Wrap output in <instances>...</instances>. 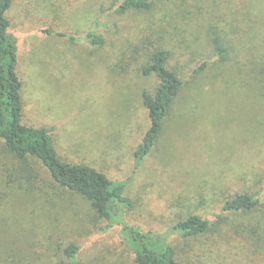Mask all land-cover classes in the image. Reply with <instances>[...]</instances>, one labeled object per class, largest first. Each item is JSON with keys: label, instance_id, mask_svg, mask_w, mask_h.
I'll return each instance as SVG.
<instances>
[{"label": "rangeland", "instance_id": "1", "mask_svg": "<svg viewBox=\"0 0 264 264\" xmlns=\"http://www.w3.org/2000/svg\"><path fill=\"white\" fill-rule=\"evenodd\" d=\"M122 1L14 0L24 122L52 128L63 159L127 180L124 218L159 231L185 264H264V0H153L123 13ZM92 30L102 46L85 39ZM160 47L185 85L138 165L150 125L143 93L159 83L142 67ZM23 167L0 138V264H68L71 244L76 264H135L119 225ZM237 193L260 197L259 207L223 211ZM194 214L210 221L207 232L172 229Z\"/></svg>", "mask_w": 264, "mask_h": 264}, {"label": "trees", "instance_id": "2", "mask_svg": "<svg viewBox=\"0 0 264 264\" xmlns=\"http://www.w3.org/2000/svg\"><path fill=\"white\" fill-rule=\"evenodd\" d=\"M13 3L14 0H0V138L5 150L24 167L32 165L39 168L42 180L50 179L62 189L80 193L90 202L99 218L108 220L110 225H119L121 239L135 264H185L179 258L178 249L159 231L143 229L124 218L122 212L131 207L126 193L127 180L113 179L87 163L63 159L58 153L52 128L24 122L23 82L18 69L19 40L9 17ZM153 5V0H123L117 11L123 13L131 8L149 10ZM45 32L51 33V30L46 29ZM85 39L96 46L105 42L95 30L89 31ZM213 47L219 60L226 61V47L218 39L213 40ZM169 59L168 50L156 48L150 52L149 62L142 67L144 75L155 74L159 83L153 94L143 93L150 125L134 153L138 165L155 149L172 105L185 85V81L169 66ZM207 65L208 61L203 62L194 73L203 71ZM260 200L255 194L237 193L224 201L223 211H252L259 207ZM209 228L210 221L198 214L180 219L172 226L177 234L184 237L203 234ZM78 252L79 247L74 244L65 249L71 260L68 264H76Z\"/></svg>", "mask_w": 264, "mask_h": 264}]
</instances>
